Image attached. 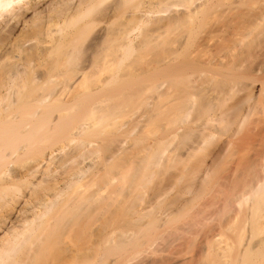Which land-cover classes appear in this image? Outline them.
<instances>
[{
	"label": "bare ground",
	"instance_id": "6f19581e",
	"mask_svg": "<svg viewBox=\"0 0 264 264\" xmlns=\"http://www.w3.org/2000/svg\"><path fill=\"white\" fill-rule=\"evenodd\" d=\"M263 42L264 0H0V264H116L172 228L194 189L163 206L175 189L156 188L149 224L138 202L117 239L105 188H146L173 162L178 181L206 175L208 155L233 149L259 157L235 168L257 184L173 231L177 253L152 234L130 263L194 264L206 242L211 264H264V120L236 138L264 92ZM157 112L169 125L154 139ZM221 124L238 133L217 145Z\"/></svg>",
	"mask_w": 264,
	"mask_h": 264
},
{
	"label": "rangeland",
	"instance_id": "374dc122",
	"mask_svg": "<svg viewBox=\"0 0 264 264\" xmlns=\"http://www.w3.org/2000/svg\"><path fill=\"white\" fill-rule=\"evenodd\" d=\"M262 45V44H261ZM263 45H264V42H263ZM262 47V46H261ZM259 48V47H258ZM257 48V49H258ZM161 49L163 50V49H166L165 48V46L164 47H161ZM263 49V48H262ZM162 50H159L158 49V51H160L161 52V54L162 53H164L165 52V50H164V52H162ZM264 50V49H263ZM157 51V54L155 53L154 54V56H155V58H158V56H159V54H160V52H158ZM146 56V55H145ZM148 57H150V55L148 56ZM147 57V58H148ZM255 87L257 88V89H259L260 87H257L256 85H255ZM264 92H262L261 93V95L260 96H262V97H260V101H262V103L258 100L257 101V103L255 104V111H252L251 110V112L253 113V114H250L249 116H251L250 118H248L247 117V120H246V123H243V124H245L244 126H243V124L240 126V129H239V131L241 132V130H242V132H241V135H239V134H237V136L238 137H236V138H240V137H242V136H244V135H246L247 134V130H248V128H249V131H252V130H254L255 129V127H257L261 122L260 121H262V120H264V114H263V112H264V102H263V99H264V94H263ZM158 95L156 96L155 95V98H157L158 99V96H160L159 95V93H157ZM161 98V100L164 98L165 99V97L163 96V98L162 97H160ZM159 98V99H160ZM263 98V99H262ZM158 99V100H159ZM168 99V98H167ZM166 99V100H167ZM156 100L158 103L157 104H159L160 103V101L161 100ZM163 102H164V100H163ZM165 104H166V101L164 102ZM229 103H231V102H229ZM228 103V104H229ZM261 103V104H260ZM162 103H160V105H161ZM168 104V106H169V103H167ZM260 104V105H259ZM261 106V107H260ZM258 107V108H257ZM162 108V107H161ZM164 108H166L167 109V105H164V107H163V109ZM260 108H263V109H260ZM162 109V110H163ZM257 109V110H256ZM259 110V111H258ZM262 110V111H261ZM139 111H141V110H139ZM139 111H137V113H136V116H138V114L140 113V115L143 113V110L141 111V112H139ZM258 111V112H257ZM159 112V111H158ZM157 112V113H158ZM160 112H161V110H160ZM163 112H165L164 110H163ZM164 114V113H163ZM163 114H161L162 116H163ZM165 114H166V112H165ZM164 114V115H165ZM261 114H262V117L263 118H261ZM139 115V116H140ZM253 115H254V117L255 118H253ZM138 116V117H139ZM158 116V117H157ZM157 116H156V114H155V123L153 124V128H152V130L154 131L153 132V138L154 139H157L156 137H161L162 136V134L163 133H165V131H166V128H168V123H167V120H168V117H167V115H165L166 117H167V119L165 120L163 117H162V119L161 118H159V113L157 114ZM259 116V117H258ZM260 118V119H259ZM159 119H161V120H159ZM255 120V121H254ZM260 120V121H259ZM248 121V122H247ZM250 122V123H249ZM251 122H252V124H251ZM258 122H260L259 124H258ZM166 123L168 124V125H166ZM200 124V122L197 124V126ZM250 124V127L248 126ZM256 124V125H255ZM167 127H166V126ZM253 125V126H252ZM218 126H220L219 124H218ZM217 126V130L218 129H220V131L218 130L217 132L218 133H216L215 134V143L217 144H220V143H222L223 141H226L228 138H230V135H232V134H235L234 132L236 131L237 132V127H229L228 128V126H225L224 124H221V126L222 127H218ZM224 126H225V128H224ZM231 126V125H230ZM255 126V127H254ZM166 127V128H165ZM227 127V128H226ZM247 127V128H246ZM163 128V129H162ZM164 128H165V130H164ZM242 128V129H241ZM252 128H254V129H252ZM222 129V130H221ZM227 129H228V131H227ZM161 130H163V131H161ZM160 131V132H159ZM239 132V133H240ZM225 133V134H224ZM238 133V132H237ZM245 133V134H244ZM244 134V135H243ZM220 140V141H219ZM217 144V145H218ZM221 147V146H220ZM219 147V149H218V151H222L221 150V148ZM182 149H180V151H178V155L179 156H183L184 154H185V150H183V152L181 151ZM213 150H217L216 148L215 149H213ZM237 150V149H236ZM239 150V149H238ZM225 151V150H224ZM224 151L223 152H221V153H218V154H216L214 157H211V155H208L206 158H205V161H204V164H203V166L205 167V166H208L209 167V169L211 168L210 166H214V167H212L211 168V170L209 171H207L208 173V176H207V174L206 175H204V174H202V173H200V174H197V175H194L193 177H186L185 179H183L182 181H178V178H177V176H178V172H177V169H176V166H178L177 164H176V166L174 165L173 166V163L171 164V165H169V166H167V165H165L164 164V166L166 167H160L161 169H156L157 170V172H159V174H156V176L155 175H153V177L151 178V181H150V183L148 184V186L146 187V188H113V186H112V188H110V187H108V188H105L106 190H105V192H107L106 194H108V196H110L111 195V197H112V205H111V207L107 210V213H106V219H105V222H108V221H106L107 219L109 220V222H108V224L106 225V229H107V233L109 234V233H112V232H115V234H114V236H115V238H117L118 239V237H120V230H122V229H127V228H129L130 226H131V222H134L133 221V219L135 220V219H137V218H139V216L137 217L136 215H138V214H130L131 213V207L132 206H142V208L144 209H142L143 210V212L146 214H144L143 212H142V216H143V218H141V219H143L144 221L145 220H147V221H151V219L149 218H147V217H150V213H151V215L155 212V210L154 209H156V207H153V205H155V206H157L156 204V202L159 200V199H155V196L157 197V198H159V196H157V194H156V192H158V191H160L161 192V190H162V188H165V189H167V188H172L173 190L175 189V192H173V191H169L168 193V196H167V198H166V196L164 197V200H165V198H166V200L163 202L162 201V203L163 204H166V203H168L169 202V200L170 201H172L173 199H175L174 198V196L175 197H177L176 196V193H177V195H178V192L179 191H177V189L176 188H178V189H180V188H193L194 190V192L192 191L191 193H192V195L191 194H189V195H187V198H186V195L185 196H183L182 198L184 199L185 198V200H183L182 198L180 199V203H179V205L180 204H184L185 206L183 207V211H181V213H179V214H177V215H179V216H175L174 218V224H173V227L171 228V225H172V223H173V221L170 223V226H167V228L166 227H164V228H161L160 230H152V229H150L151 231H150V234H151V236H152V234H153V236H152V239H154V241L151 239V236H150V240H149V233L147 234V235H144L145 237L147 236V238L146 239H148L150 242H152L153 244H154V242L156 241V242H158L159 243V241L160 242H162L161 240H164L165 238H168V236H170V235H174V233L175 234H178V236L180 235L179 233V231L177 230V228L180 226V225H182L184 222H186L187 220H189V219H193V218H196V214L197 213H199L200 214V212H201V214L202 213H207V214H212V213H214V212H217L218 210H219V208H220V206H221V202L223 201V200H225V198H226V196L228 195V194H226L227 193V188H229L228 190H229V192H230V189L231 188H244L245 186H247V185H250V184H253V185H256L257 184V174H256V172L255 171H235V168H236V165H238L239 163H244L245 165H247L248 163H259L260 162V159H258L259 157L258 156H256V155H254L253 153H250V152H247V151H245V150H239V151H237V153H236V151L233 149V152H232V155H231V152H229V154L228 153H224ZM215 152V151H214ZM243 152H246V153H243ZM184 153V154H183ZM212 154H213V152H212ZM225 154V155H224ZM235 154V155H234ZM218 156V157H217ZM217 159H216V158ZM214 159H215V161H214ZM129 162V160L128 161H126V163H128ZM130 162H132L133 163V161L131 160ZM175 164V163H174ZM214 164V165H213ZM24 165V164H23ZM27 165V164H26ZM179 167V166H178ZM177 167V168H178ZM237 169V168H236ZM157 172H155V173H157ZM175 173V174H174ZM177 174V175H176ZM128 176H129V174H128ZM176 179V180H175ZM86 181L87 182H90L91 181V179L90 178H88V179H86ZM238 181H240V182H238ZM86 182V183H87ZM117 182V181H116ZM114 184H115V182H114ZM93 186V184L92 183H89L88 184V186ZM116 185V184H115ZM92 186H91V188H92ZM90 188V187H89ZM90 188V190H95L96 188L93 186V188L91 189ZM95 188V189H94ZM156 188H157V191L155 192V190H156ZM160 188V189H159ZM195 188H197L196 190H195ZM115 189H118V190H116V191H118L117 193H115L114 194V191H115ZM121 189H123V190H121ZM131 189V190H130ZM135 189V190H134ZM138 189V190H137ZM141 191H140V190ZM153 189V190H152ZM181 189V190H182ZM198 190V191H197ZM111 191H113L112 193H111ZM120 191V192H119ZM136 191H137V193H136ZM164 191V190H163ZM195 191H196V193H195ZM139 193V194H138ZM153 193H154V195H153ZM159 193V192H158ZM171 193V194H170ZM194 193V194H193ZM134 194V195H133ZM137 194V195H136ZM196 194V195H195ZM118 195V196H117ZM191 195V196H190ZM143 196V197H142ZM154 196V197H153ZM169 196H171V197H169ZM193 196V197H192ZM137 197V198H136ZM139 197H140V199L142 198V200H140L139 199ZM153 197V198H152ZM172 197H173V199H172ZM191 197V198H190ZM197 197V198H196ZM116 198V199H115ZM161 198V197H160ZM193 198V202L192 201H190V202H188L189 200H191ZM137 199V200H136ZM139 199V200H138ZM153 199V200H152ZM163 199V198H162ZM168 199V200H167ZM188 199V200H187ZM132 200H134L133 201V204H132ZM114 201H116V202H114ZM136 201H137V203H136ZM141 201H142V204H141ZM153 201V202H152ZM167 201V202H166ZM182 201V202H181ZM186 201V202H185ZM138 202H140L139 203V205H138ZM191 202H192V204H191ZM156 203V204H155ZM160 203V202H159ZM162 203H161V205H162ZM189 203V204H188ZM132 204V205H131ZM136 204V205H135ZM169 204H171V202L169 203ZM168 204V205H169ZM183 204L182 205H180L181 207L183 206ZM186 204H187V206H186ZM114 206V207H113ZM163 206H167V204L166 205H163ZM170 206V205H169ZM160 207V206H159ZM149 208H152L151 210L149 209ZM154 208V209H153ZM163 208V207H162ZM184 208H186L185 209V211H184ZM93 210H94V207H93ZM131 210V211H130ZM154 210V211H153ZM152 211H153V213H152ZM130 212V213H129ZM150 212V213H149ZM149 213V214H148ZM109 214H112V216L111 215H109ZM115 216H114V215ZM123 214L125 215L124 217H122L123 216ZM128 214H130V215H128ZM144 214V215H143ZM128 215V216H127ZM108 216V217H107ZM114 216V217H113ZM127 216V217H126ZM131 216V217H130ZM133 216V217H132ZM136 216V217H135ZM141 216V217H142ZM147 218H145V217ZM157 216H159L158 215V213H157ZM193 216H195V217H193ZM197 216H198V214H197ZM116 217V218H115ZM120 217V218H119ZM192 217V218H191ZM125 218V219H124ZM145 218V219H144ZM112 219V220H111ZM217 219H218V217H217ZM132 220V221H131ZM143 221V222H144ZM147 221H145L144 223H146V224H149V222H147ZM222 221H223V223H225V220L224 219H222ZM122 222V223H121ZM129 222V223H128ZM124 223V224H123ZM131 223V224H130ZM128 224V225H127ZM130 224V225H129ZM134 224H135V222H134ZM110 225V226H109ZM133 225V224H132ZM121 226V227H120ZM124 228H123V227ZM127 226V227H126ZM121 228V229H120ZM164 230V231H163ZM95 230H93V232H94ZM112 231V232H111ZM152 231H153V233H152ZM157 231H158V233H157ZM159 231H162V232H159ZM169 231H171V232H169ZM174 231V233H172ZM155 232V233H154ZM158 235H157V234ZM75 234H77V233H75ZM116 235H117V237H116ZM154 235H155V237H154ZM159 235H161V236H159ZM73 236L75 237V236H77V235H74L73 234ZM142 237L143 239H141V241L142 240H144V238L145 237ZM176 236V235H175ZM174 236V237H175ZM177 236V237H178ZM224 236H226V234H224ZM161 239H159V238ZM164 237V238H163ZM173 237V238H174ZM159 240H158V239ZM163 238V239H162ZM171 238V236L169 237V239ZM172 238V239H173ZM176 238V237H175ZM175 238L173 239L174 241V243L172 244V252H167V254L166 255H168V253H169V255H170V253H172V254H174V252L175 253H177V249H179V248H181L180 246H178V248L177 247H175V246H177V245H174L175 244ZM172 239H170V240H172ZM178 239V238H177ZM218 239H220V237H218ZM224 239V238H223ZM149 241H142L141 242V244H140V247H141V245H142V247L144 246V245H146V246H144L143 248L144 249H146L147 250V248L149 247V246H151V245H153V244H151V245H148V244H150L149 243ZM144 242H146L145 244H143ZM147 242H148V244H147ZM171 242V241H170ZM206 243V242H205ZM204 242L203 243H201V244H198L199 245V247L197 246V250L200 252V254H199V256L198 257H196V262L194 263V264H211V261L207 258V256L205 255V250H206V248H205V246H206V244H205ZM148 245V246H147ZM185 245H188V244H185ZM201 245V246H200ZM134 246V245H133ZM203 246V247H202ZM222 246H223V244H222ZM139 247V249L141 250H139L138 248H134V250H136V252H138V255L139 256H137V254H135L136 252L135 251H133V247H132V245L131 246H129V248L127 247V251L129 252H134V254H133V256H134V258H136V256L137 257H140V254L141 253H139V251L140 252H142V256H143V253L145 252H143V248L141 249ZM186 247H188V246H186ZM130 248H132V251H131V249ZM173 248H176V249H173ZM183 248V247H182ZM138 249V250H137ZM200 249V250H199ZM125 251H126V249H125ZM123 252V251H122ZM124 254V253H123ZM126 254H127V256H126ZM132 254H130L129 253V255H128V253L126 252L125 253V255H124V259H122L123 257V255H122V253H120V252H118V256L117 255H115L114 257L117 259V261H116V259L115 258H112V259H115V261H116V264H125L126 262L125 261H127V263L126 264H128V263H130V262H133V260H134V258L131 256ZM147 253H144V256L146 255ZM122 255V256H121ZM136 255V256H135ZM121 256V257H120ZM128 256H130L129 258H127ZM165 256V255H164ZM188 256V255H187ZM187 256H185V257H187ZM133 258V260H132V258ZM123 261L122 263H121V261H120V259ZM119 259V260H118ZM125 260V261H124ZM128 260H130L129 262H128ZM186 260L188 261V258H186ZM191 260H189V262H190ZM181 264L182 263H186V262H182V261H179ZM209 262V263H208ZM193 262H190V264H192ZM131 264V263H130ZM179 264V263H178ZM187 264V263H186Z\"/></svg>",
	"mask_w": 264,
	"mask_h": 264
}]
</instances>
